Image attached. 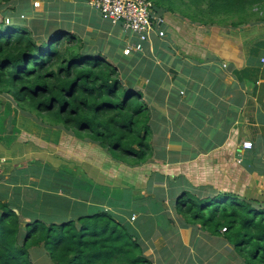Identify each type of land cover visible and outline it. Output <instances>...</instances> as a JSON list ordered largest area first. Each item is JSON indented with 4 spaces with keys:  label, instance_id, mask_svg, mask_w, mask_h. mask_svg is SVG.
I'll use <instances>...</instances> for the list:
<instances>
[{
    "label": "trees",
    "instance_id": "16d2710c",
    "mask_svg": "<svg viewBox=\"0 0 264 264\" xmlns=\"http://www.w3.org/2000/svg\"><path fill=\"white\" fill-rule=\"evenodd\" d=\"M30 1L0 0V95L47 126L95 143L118 166L145 164L153 156L157 119L165 122V135L183 124L180 109L192 102L180 78L145 50L124 54L119 40L118 48L110 49L114 35H80V25L67 21V15L60 21L45 17L51 15L46 6L44 14L24 19ZM148 1L152 15L169 12L200 25L237 28L264 22V0ZM153 42L166 46L163 38ZM156 104L168 106L170 117ZM186 114V121L198 118ZM49 167L43 168V189L36 190L33 205L20 206L0 194V264H34L30 248L49 264H150L139 241L145 197L130 189L133 184L111 189L67 167ZM177 191L174 209L186 223L224 235L245 261L264 264V208L231 191L202 196L185 185ZM118 208L122 214L115 213Z\"/></svg>",
    "mask_w": 264,
    "mask_h": 264
},
{
    "label": "crops",
    "instance_id": "0c3cea01",
    "mask_svg": "<svg viewBox=\"0 0 264 264\" xmlns=\"http://www.w3.org/2000/svg\"><path fill=\"white\" fill-rule=\"evenodd\" d=\"M93 12L98 20L86 14L79 28L83 34L97 31V34L113 35L115 28L120 31L119 23L113 24ZM168 22L164 19V31ZM95 25L99 27L97 30ZM260 27H264V22L237 28L188 26L187 35L197 31L202 43L190 39L185 44H177V55L171 56L153 41L144 48L150 55L157 45V64L164 66L165 71L171 68L182 81V90L191 98L189 107L180 110L184 114H198V118L190 114V119L181 121L182 125L165 131L169 145L163 152L167 155L152 157L163 166L153 170L154 177L161 179L148 181L145 195L139 189L136 191L145 197L141 202L145 212L139 241L150 263L250 264L224 235L186 223L175 211L173 198L178 187L185 185L202 196L231 191L264 208V28L259 32ZM169 35L165 34L163 39L169 40ZM127 41L120 40L124 54H128L125 52ZM194 102L204 109H190ZM8 124L11 125L7 122L2 127L7 129ZM4 139L0 136V194L4 200L24 206L32 195L34 198L36 190L43 189L46 165L35 166L27 153L21 152L24 150L6 144ZM247 140L252 143L250 148L242 144ZM165 175L172 179L167 185L164 181L161 184ZM123 211L118 208L115 213ZM137 215L142 214L137 212Z\"/></svg>",
    "mask_w": 264,
    "mask_h": 264
},
{
    "label": "rangeland",
    "instance_id": "374dc122",
    "mask_svg": "<svg viewBox=\"0 0 264 264\" xmlns=\"http://www.w3.org/2000/svg\"><path fill=\"white\" fill-rule=\"evenodd\" d=\"M33 1L34 0L28 2V5L25 6L27 9H30V11L25 12L23 10L24 19L29 20L32 16L39 15L40 13L44 14V9L47 8L50 10L51 15L47 13L44 15L52 20L54 19L60 21L61 16L67 15V21H71V23L74 24L77 21V24L82 26L83 23L80 18L86 15L87 11L91 18L98 20L97 14L89 9L85 0H36L39 2L37 5H34ZM19 6L22 7L23 4H20ZM154 15L164 18L165 21L166 19L169 21L166 23L167 28L165 29V34H170L169 37L172 40L170 41V38L169 40L164 38L168 49L165 45L161 46V49L164 52L169 53L168 56H171L172 53L177 55L175 46L177 44H185L190 39H193L196 42L199 41L198 43H202V37L198 36L199 34H197V31H195L193 35H187L186 28L188 26H199V28H202L203 26L207 28L214 27V29L218 26L216 24L209 23L200 25L188 19H184L177 14H171L169 12H165L161 15L154 13ZM76 17H78V20ZM98 23L103 27H108V25L104 22ZM111 28L112 27L110 26V29ZM263 28L260 27L258 31L262 32ZM78 31L81 32L80 35H83L81 29ZM114 32L115 33H113V35L115 36L119 34V37L117 35L114 40L115 44L110 45V49L112 50L118 48V40V42L123 40L126 43L128 34L121 28L120 31L118 28H115ZM165 34L162 38L165 37ZM152 53H154V50ZM150 56H152L155 62L158 63V57L153 54H150ZM137 83L140 84L141 80ZM156 107L161 114H165L168 118L170 117V112L172 110H170L168 106H159L156 104ZM186 115H182V117L185 116L183 119L184 121L186 120ZM7 122L11 125L8 124L9 127L6 129L2 126ZM163 123L165 122L161 117L157 119L156 127L158 131L154 134L152 139L154 146L153 156L161 157L163 155H167L163 152V149L165 148V150H167V146L169 145L166 141L167 135H163L161 133V130H163ZM0 130V136H2L3 139L5 137L3 141H5L6 144L14 145L15 148L19 149V151L24 150L21 152H26L28 159H30V162H33L35 166L40 167L42 163H45L46 165H50L49 168L52 167L54 169L67 167L69 170L75 171L76 174L85 175L86 177L92 179L94 183L108 186L111 189H114V187L124 188L133 184L130 189L134 192L139 189V193L143 195L147 193L145 192V189L148 181H157L161 179L154 177L155 172H153V170L156 171V169L163 167L162 165H159V161L153 160L156 157L152 158V156L145 164L139 166L132 167L123 164L118 166L117 162L110 158V156L100 149L95 143L87 140H79L71 132L66 131L65 129H57L47 126L45 123L40 122L39 119L32 114V112L17 106L10 96L0 95ZM28 150L43 151V153L33 154ZM34 172L38 173V170H34ZM141 179L142 181L138 182V180ZM163 181L167 185L169 182L168 176L161 181V184ZM59 190L61 191V189ZM197 190H200V188H197ZM30 204L33 205V195L31 196ZM28 208L31 211H34L33 206ZM106 208H108V206H106ZM135 214L138 216L137 213ZM131 221L134 220L131 219ZM31 249L33 248H30V258L32 257L34 264H49L44 254L37 255L36 252L31 254ZM252 263L250 262V264Z\"/></svg>",
    "mask_w": 264,
    "mask_h": 264
},
{
    "label": "built area",
    "instance_id": "2783aa9c",
    "mask_svg": "<svg viewBox=\"0 0 264 264\" xmlns=\"http://www.w3.org/2000/svg\"><path fill=\"white\" fill-rule=\"evenodd\" d=\"M96 9L102 19L116 24L129 34L125 52L144 51L146 45L152 44L154 37H162L165 31L162 27L164 19L152 15V5L148 0H85ZM34 5L39 4L33 1ZM245 148H250V141H243ZM135 217L133 216L132 219ZM222 230H225L223 228ZM150 264H156L151 262Z\"/></svg>",
    "mask_w": 264,
    "mask_h": 264
}]
</instances>
